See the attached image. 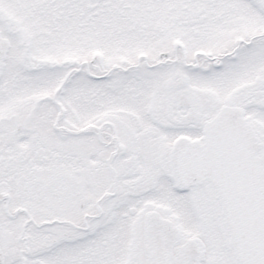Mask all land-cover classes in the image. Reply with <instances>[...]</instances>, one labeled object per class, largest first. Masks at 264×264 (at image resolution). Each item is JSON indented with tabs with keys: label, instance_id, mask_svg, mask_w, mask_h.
Wrapping results in <instances>:
<instances>
[{
	"label": "snow or ice",
	"instance_id": "6c2138e0",
	"mask_svg": "<svg viewBox=\"0 0 264 264\" xmlns=\"http://www.w3.org/2000/svg\"><path fill=\"white\" fill-rule=\"evenodd\" d=\"M0 264H264V0H0Z\"/></svg>",
	"mask_w": 264,
	"mask_h": 264
}]
</instances>
